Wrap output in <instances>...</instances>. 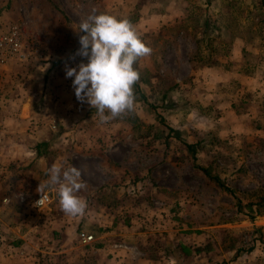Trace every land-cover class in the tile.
I'll return each mask as SVG.
<instances>
[{
  "label": "rangeland",
  "instance_id": "374dc122",
  "mask_svg": "<svg viewBox=\"0 0 264 264\" xmlns=\"http://www.w3.org/2000/svg\"><path fill=\"white\" fill-rule=\"evenodd\" d=\"M93 9L152 48L134 109L107 123L66 77L87 63L71 57ZM21 21L23 58L0 80H25L37 110L0 117V264H99L98 239L121 264H264V0H0V34ZM35 122L50 142L39 158L16 143ZM53 163L81 171L83 215L54 188L33 208ZM15 191L24 204L2 203Z\"/></svg>",
  "mask_w": 264,
  "mask_h": 264
},
{
  "label": "clouds",
  "instance_id": "9594fccd",
  "mask_svg": "<svg viewBox=\"0 0 264 264\" xmlns=\"http://www.w3.org/2000/svg\"><path fill=\"white\" fill-rule=\"evenodd\" d=\"M80 47L75 56L87 58L76 67L66 66V77L73 78L78 101L95 108L100 122L107 123L134 109V86L140 79L135 65L148 56L152 48L127 18L107 12L92 14L81 21ZM107 111V115L105 114ZM48 179L40 181L37 204H44L46 191L55 189L63 212L70 216L83 215L87 202L80 195L86 187L81 171L75 166L53 163L47 170Z\"/></svg>",
  "mask_w": 264,
  "mask_h": 264
},
{
  "label": "crops",
  "instance_id": "0c3cea01",
  "mask_svg": "<svg viewBox=\"0 0 264 264\" xmlns=\"http://www.w3.org/2000/svg\"><path fill=\"white\" fill-rule=\"evenodd\" d=\"M11 62V61H10ZM10 62H7L3 65H0V69L6 68ZM25 80H0V117L7 116L10 119H19L21 116V110L22 106L27 104L25 112L23 114V117L27 115L29 119L32 117V114L36 116L35 109L32 106V100L36 97V93L34 94H27L25 93ZM15 87H17V90H13ZM15 94V96H13ZM20 115V116H19ZM35 118V117H34ZM20 120V119H19ZM28 120H24L22 122L27 123ZM34 130L33 134H28V136L34 137V140H26L27 138L23 136L22 140L17 141L18 148L23 151L24 154L26 152L32 153L34 156V149L33 145L36 143V141L40 140L41 137V131L37 130L36 123L34 124ZM39 158V157H38ZM21 160L23 159V156L20 157ZM13 193V192H12ZM98 236H95L96 239ZM102 236H99L101 238ZM80 243V242H79ZM81 244V243H80ZM94 246L91 247L94 251H97V261H99V264H121V261L124 259L123 257L119 258V255H124V252H121L115 245L109 246L108 244L104 243L103 239H98L97 243H93ZM104 251H108L111 253V257L108 258L103 254ZM107 255V254H106ZM126 257L131 259L129 255L126 254ZM141 259V256L138 257ZM133 260V259H131ZM88 263V260L84 261L83 264ZM90 263V261H89Z\"/></svg>",
  "mask_w": 264,
  "mask_h": 264
},
{
  "label": "built area",
  "instance_id": "2783aa9c",
  "mask_svg": "<svg viewBox=\"0 0 264 264\" xmlns=\"http://www.w3.org/2000/svg\"><path fill=\"white\" fill-rule=\"evenodd\" d=\"M25 33V24L23 21L10 24L7 29L0 34V65H3L12 60H21L23 53L21 51L22 37ZM40 193H38L32 199V206L34 209H42L49 202L50 197L46 192V201L44 204H37V200L40 199ZM14 200L18 204H24L27 200V195L22 191H15L9 197H4L2 203L8 204L11 200ZM92 240V235H83L81 237L82 243H88Z\"/></svg>",
  "mask_w": 264,
  "mask_h": 264
},
{
  "label": "trees",
  "instance_id": "16d2710c",
  "mask_svg": "<svg viewBox=\"0 0 264 264\" xmlns=\"http://www.w3.org/2000/svg\"><path fill=\"white\" fill-rule=\"evenodd\" d=\"M33 107H34V105H33ZM34 109H35V107H34ZM49 143L50 142L48 140H45L44 138H41L40 140L36 141V143L33 145L35 157L41 156V151H43V148L45 146H47ZM187 145H189V144H187Z\"/></svg>",
  "mask_w": 264,
  "mask_h": 264
}]
</instances>
